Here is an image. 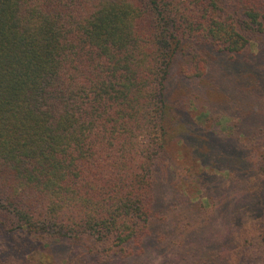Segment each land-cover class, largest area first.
<instances>
[{
    "label": "trees",
    "instance_id": "1",
    "mask_svg": "<svg viewBox=\"0 0 264 264\" xmlns=\"http://www.w3.org/2000/svg\"><path fill=\"white\" fill-rule=\"evenodd\" d=\"M206 86L197 148L254 211L206 253L179 246L180 214L170 264H264V0H0V264L68 240L95 259L63 264L158 251L166 120L201 113Z\"/></svg>",
    "mask_w": 264,
    "mask_h": 264
},
{
    "label": "rangeland",
    "instance_id": "2",
    "mask_svg": "<svg viewBox=\"0 0 264 264\" xmlns=\"http://www.w3.org/2000/svg\"><path fill=\"white\" fill-rule=\"evenodd\" d=\"M177 63L176 60L173 62L168 80V89L174 98L179 96V88H182L175 73ZM203 89L205 101L201 113L192 111L187 116L181 112L179 121L174 124L170 123L169 118L166 120L169 123L165 138L166 170L158 168L156 181L157 196L170 205L169 217L163 226H160V221L152 226L153 235L150 237L152 243L160 246L159 250L149 244L144 255L127 259L105 257V264H170L175 248L171 244V237L180 214L186 215L191 225L187 228L185 243L179 246L201 253L220 247L228 234L229 225L245 224L252 217L254 208L247 198L235 193L232 187L224 183L226 173L216 170L218 168L211 169L213 163L208 153L197 148L198 137L201 136L197 123L208 126L210 109L221 102L217 90L211 86ZM223 106L226 109V105ZM174 139L178 141L172 143ZM198 201L199 205L196 204ZM198 214H201L202 218ZM198 218L202 223L195 225L194 222ZM157 233L162 234L164 241H157ZM67 253L81 255L89 261L95 259L86 250L84 239L68 240L63 242L62 246L57 245L43 252L33 251L28 256L27 264H63L60 258ZM187 260L190 261V257H187Z\"/></svg>",
    "mask_w": 264,
    "mask_h": 264
}]
</instances>
